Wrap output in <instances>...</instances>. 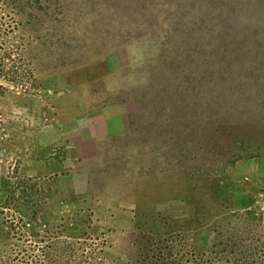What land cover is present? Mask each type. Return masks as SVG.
Segmentation results:
<instances>
[{"label":"rangeland","instance_id":"374dc122","mask_svg":"<svg viewBox=\"0 0 264 264\" xmlns=\"http://www.w3.org/2000/svg\"><path fill=\"white\" fill-rule=\"evenodd\" d=\"M259 16L0 0V264H264Z\"/></svg>","mask_w":264,"mask_h":264},{"label":"trees","instance_id":"16d2710c","mask_svg":"<svg viewBox=\"0 0 264 264\" xmlns=\"http://www.w3.org/2000/svg\"><path fill=\"white\" fill-rule=\"evenodd\" d=\"M236 3L240 9L249 10L254 16L258 14L260 18L264 16V0H236ZM10 261L13 259L7 257L4 264H10Z\"/></svg>","mask_w":264,"mask_h":264}]
</instances>
